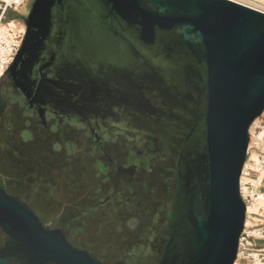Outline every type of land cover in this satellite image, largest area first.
Masks as SVG:
<instances>
[{
	"label": "water",
	"instance_id": "1",
	"mask_svg": "<svg viewBox=\"0 0 264 264\" xmlns=\"http://www.w3.org/2000/svg\"><path fill=\"white\" fill-rule=\"evenodd\" d=\"M24 22L8 72L32 104L146 133L175 161L157 264H234L247 217L240 179L264 112V11L236 0H33ZM0 228V264H105L3 188Z\"/></svg>",
	"mask_w": 264,
	"mask_h": 264
},
{
	"label": "flooded vegetation",
	"instance_id": "2",
	"mask_svg": "<svg viewBox=\"0 0 264 264\" xmlns=\"http://www.w3.org/2000/svg\"><path fill=\"white\" fill-rule=\"evenodd\" d=\"M128 72L134 82L135 73ZM174 174L173 158L157 152L146 133L41 109L15 86L8 70L0 79V188L26 202L45 227L61 229L75 247L105 264L106 247L99 240L84 239L82 229H75L74 219L64 212L103 211L116 196L127 194L133 200L142 198L147 209L157 203L161 210L157 215L168 226L165 216ZM51 217L59 221L54 226L48 225ZM165 239H153L146 246L159 244L158 256L143 249L135 264L153 257L157 264ZM7 240L0 228V248Z\"/></svg>",
	"mask_w": 264,
	"mask_h": 264
},
{
	"label": "rangeland",
	"instance_id": "3",
	"mask_svg": "<svg viewBox=\"0 0 264 264\" xmlns=\"http://www.w3.org/2000/svg\"><path fill=\"white\" fill-rule=\"evenodd\" d=\"M258 7L264 8V0H243ZM33 1H31L22 14H10V17L17 16V19L24 22ZM25 23V22H24ZM264 112L255 120L252 125V133L261 131L262 149H264ZM263 130V131H262ZM122 197L116 196L113 203L106 206L103 211L92 212L88 209L64 212L66 217L74 219L75 229H82L84 239L99 240L106 247L105 257L109 264H135L141 258L143 249L150 251L151 255L158 256L159 244L154 243L153 248L146 247L148 243L152 245L153 239L161 242L166 238V223L161 222V210L157 203L144 207L142 198L125 194ZM257 206L264 207V199ZM252 209L251 207L249 208ZM72 215V217H71ZM54 217V216H53ZM48 220V225L54 226L57 221ZM62 223V221H61ZM82 240V239H81ZM156 240V241H157ZM149 252V253H150ZM152 260H144L142 264H153ZM145 262V263H144Z\"/></svg>",
	"mask_w": 264,
	"mask_h": 264
},
{
	"label": "built area",
	"instance_id": "4",
	"mask_svg": "<svg viewBox=\"0 0 264 264\" xmlns=\"http://www.w3.org/2000/svg\"><path fill=\"white\" fill-rule=\"evenodd\" d=\"M31 1L0 0V79L13 63L25 38L26 25L17 16ZM10 14L17 16L10 17ZM260 132L255 131L253 134L251 129L247 160L240 179V192L247 205V217L234 264H264V207L257 206L264 199V149Z\"/></svg>",
	"mask_w": 264,
	"mask_h": 264
},
{
	"label": "bare ground",
	"instance_id": "5",
	"mask_svg": "<svg viewBox=\"0 0 264 264\" xmlns=\"http://www.w3.org/2000/svg\"><path fill=\"white\" fill-rule=\"evenodd\" d=\"M236 1H238V2H240V3H243V4H245V5H248V6H251V7H253V8H256V9H258V10H261V11H264V8L262 7H258V5L256 6V5H253V4H251V3H248L247 1H243V0H236ZM250 208V207H249Z\"/></svg>",
	"mask_w": 264,
	"mask_h": 264
},
{
	"label": "crops",
	"instance_id": "6",
	"mask_svg": "<svg viewBox=\"0 0 264 264\" xmlns=\"http://www.w3.org/2000/svg\"><path fill=\"white\" fill-rule=\"evenodd\" d=\"M263 130H264V127H263ZM262 130V131H263ZM261 133V132H260ZM262 139V138H261ZM262 141H263V139H262ZM262 190L264 191V174H263V176H262ZM259 244H261V242H258Z\"/></svg>",
	"mask_w": 264,
	"mask_h": 264
},
{
	"label": "trees",
	"instance_id": "7",
	"mask_svg": "<svg viewBox=\"0 0 264 264\" xmlns=\"http://www.w3.org/2000/svg\"><path fill=\"white\" fill-rule=\"evenodd\" d=\"M172 201V200H171ZM167 229H168V226L166 225V231H167Z\"/></svg>",
	"mask_w": 264,
	"mask_h": 264
}]
</instances>
